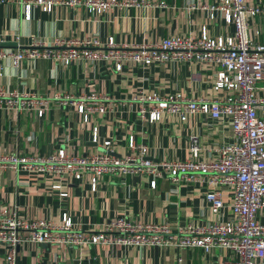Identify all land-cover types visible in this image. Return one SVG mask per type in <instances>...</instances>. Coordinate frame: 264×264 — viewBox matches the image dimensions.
<instances>
[{
	"label": "crops",
	"instance_id": "obj_1",
	"mask_svg": "<svg viewBox=\"0 0 264 264\" xmlns=\"http://www.w3.org/2000/svg\"><path fill=\"white\" fill-rule=\"evenodd\" d=\"M150 0L143 7H112L94 14L81 7L56 5L51 11L32 9V17L24 18L18 3H0V36L6 46L26 47L32 37L53 41L56 37L114 36L122 43H154L173 35L199 36L203 29L212 37L228 35L233 27L221 12L210 17L201 5L217 0ZM194 4L197 9H190ZM264 32V18L262 22ZM22 40V41H21ZM214 64L170 61L149 66L126 62L117 71L111 62L76 61L66 66L46 58L25 59L20 68L0 58V89L37 93L48 101L47 110L39 117L34 110H0V152L22 155H46L59 147L71 154L85 155L105 151L103 141L111 140L114 154L131 152L128 139L148 146L147 157L155 162L177 160L191 155L189 137L200 136L202 158H216L218 143L234 137L231 125L209 115L192 113L182 120L176 113L163 112L155 121L139 117L142 95L157 92L164 97L182 93L190 98H213L225 95L217 91ZM73 95L89 104L88 95L98 96L106 112L89 113L88 121L77 106L64 104L54 96ZM137 97V99H133ZM97 128L98 140L93 141ZM135 152L136 151H132ZM150 176H103L92 189L89 174L79 180L69 175L53 176L18 174L11 169L0 171V211L17 210L28 219L60 222L67 214L76 225L97 231L112 217L126 215L136 222H167L173 229L187 224L226 221L231 217L229 192L222 190L226 205L213 213L205 202V188L196 182L172 185L167 176L160 177L155 188ZM61 184L60 190L53 186ZM66 191L61 197L59 192ZM7 249L0 246V264H6ZM231 253L223 248L205 252L192 247L177 250L173 246H122L109 244L52 245L22 244L17 264H225Z\"/></svg>",
	"mask_w": 264,
	"mask_h": 264
},
{
	"label": "built area",
	"instance_id": "obj_2",
	"mask_svg": "<svg viewBox=\"0 0 264 264\" xmlns=\"http://www.w3.org/2000/svg\"><path fill=\"white\" fill-rule=\"evenodd\" d=\"M18 3L24 18L32 17V9L42 7L51 11L56 5L81 7L99 14L112 7H143L150 0H0ZM158 5L166 7L161 0ZM192 4L190 9H197ZM215 18L221 12L224 21L233 27L228 35L212 37L207 29L199 36L173 35L154 43H122L114 36L56 37L53 41L32 37L26 47L15 38L16 49L6 46L8 39L0 36V58L8 59L20 68L25 59L46 58L69 66L76 61L111 62L117 71L126 62L142 66L170 61L214 64L213 86L227 91L213 98H190L182 93L164 97L157 92L142 95L139 117L159 120L163 112L176 113L182 120L192 113L209 115L227 121L234 137L217 144L216 158H202L204 144L198 135L189 137L191 155L177 160L155 162L148 158V146L137 143L133 135L128 139L131 152L114 154L111 140L103 141L105 151L71 154L59 147L46 155H22L0 152V171L11 169L18 174L49 175L58 179L69 175L79 180L89 174L92 189L103 176H150L151 187L160 177L167 176L171 184L196 182L205 188L204 199L213 213L226 205L222 190L229 192L231 217L226 221L179 226L167 222H136L124 214L112 217L97 231L86 230L64 214L58 223L49 219H28L15 209L0 211V246L7 249L6 264H17L18 248L22 244L52 245L109 244L122 246H151L177 250L197 247L205 252L223 248L231 253L225 264H264V0H217L201 5ZM64 104L77 106L88 121L91 112H106L105 103L98 96L88 95L93 102L86 104L73 95L54 96ZM137 99V97H133ZM48 106L45 97L34 92L0 89V110H34L43 117ZM92 140H98L97 128ZM132 151H136L132 152ZM61 184L53 186L60 190ZM61 197L66 191L59 192Z\"/></svg>",
	"mask_w": 264,
	"mask_h": 264
},
{
	"label": "water",
	"instance_id": "obj_3",
	"mask_svg": "<svg viewBox=\"0 0 264 264\" xmlns=\"http://www.w3.org/2000/svg\"><path fill=\"white\" fill-rule=\"evenodd\" d=\"M22 41V40H21Z\"/></svg>",
	"mask_w": 264,
	"mask_h": 264
}]
</instances>
